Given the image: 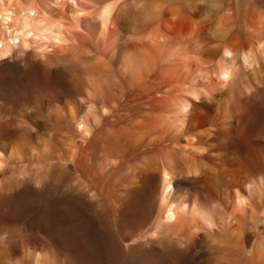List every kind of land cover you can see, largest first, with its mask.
<instances>
[{
	"label": "bare ground",
	"instance_id": "1",
	"mask_svg": "<svg viewBox=\"0 0 264 264\" xmlns=\"http://www.w3.org/2000/svg\"><path fill=\"white\" fill-rule=\"evenodd\" d=\"M67 1L0 0V55L35 44L86 112L67 102L60 127L67 111L37 96L40 121L0 126V197L20 201L4 224L34 230L21 197L57 185L71 211L89 199L132 226L126 264L200 250L264 264V0H84L91 21ZM46 227L0 246V264H69Z\"/></svg>",
	"mask_w": 264,
	"mask_h": 264
},
{
	"label": "rangeland",
	"instance_id": "2",
	"mask_svg": "<svg viewBox=\"0 0 264 264\" xmlns=\"http://www.w3.org/2000/svg\"><path fill=\"white\" fill-rule=\"evenodd\" d=\"M69 1H70V5L72 4L71 6H73V5H74V7L76 6V9H78L77 13L79 15L83 14V15H81L82 19H87L89 21L92 20V15H89V17H88V15H86L85 13L89 14L90 11H88V10L92 11L93 9L88 8V10H87V8H85V7H83L84 9L81 8V6H84L83 3L85 4L86 1H84V0H78V1L77 0H74V1L68 0L67 1L68 4H69ZM75 1H77V2H75ZM73 2H75L76 4ZM78 4L79 5L81 4V5L79 6ZM79 9H80V11H79ZM80 12H81V14H80ZM81 29L83 30L84 33H86L83 27H81ZM81 29H79V30L82 31ZM10 43L13 44L14 42L10 41ZM30 44L35 45L31 42L30 43L27 42V46H26V48L24 47L25 52H23V54L20 52L22 47H21V49L16 47L17 49H20V50H17L15 48L16 51H18V53L16 52V54H12V52H11V53H7V55L6 54L0 55V56H2L0 58V80L4 82V85H2V86L0 85V103H1L0 104V115H1L0 116V126H4L8 129H11V128L13 130L15 129V131H20L21 125L19 123L21 122L20 119L24 113H26V114L33 113L36 116V119L40 121L42 116L44 115V110L41 107H39V105L36 103L35 98L37 96H42L46 101L49 100V101H51L52 104H56V105L58 104V106H60V108L62 110L64 109L65 111H67V114H66L67 120H65V118H64L65 121L63 120L62 121L63 123H60V127L63 125L66 126L69 124V116L68 115L70 114V110L75 108L72 106H71L72 108L70 106H68L70 104H75V106L77 105L78 108L80 107L79 110H78V108H76L78 110V112L76 111V109H73V110H75L74 112H77L78 114L80 113L79 117H81V118L84 117L83 115L86 114V112L84 110V106L80 105L79 103H77L74 100L73 101L70 100L71 98L66 95L64 88L61 87L59 85V83H57V81H55L51 77L47 76L45 74V72L42 71V69L39 67V65L37 66L34 64V62L40 61L41 57L40 56L38 57L35 54L39 50L35 49L37 51H33L35 47L32 48L33 46L31 47ZM12 49L15 50L14 48H12ZM12 49H11V51H12ZM51 49L49 48V50H51ZM13 53H15V51H13ZM12 55H13V57H12ZM32 58H33V60H32ZM69 101L74 102V103H71V102L69 103ZM28 112H30V113H28ZM15 115H17V117ZM19 116H20V119H18ZM9 118H10V120H9ZM1 119H2V121L4 120V122H1ZM5 121H7V122H5ZM8 123H10V126L8 125ZM15 125H16V127H14ZM65 126H63V127H65ZM67 132H68V129L66 130V134H69ZM69 132H70V130H69ZM71 134H73V133H71ZM65 136H68V135H65ZM70 136H72V135L69 134L68 137H70ZM74 136H75V134L73 135V137ZM79 138H81V140H82V137L80 135H78L76 137V141ZM69 139L72 140V138H69ZM73 140L75 141V139H73ZM56 186H50V187H47L45 190H43L39 193H35V194L30 193L28 195H24L23 197H21V204L26 203V202L31 203L32 207H30V209L24 213H26L25 215L29 219H31V222L33 223V225L35 227L34 230H30V229L29 230L28 229L23 230V228H20L18 226L12 227V225L7 226L6 224H4L5 220L7 221L9 218L11 219V215L15 213V211L17 209L16 207H18L20 201L17 200L16 197H14V196H12L13 200L11 199V197H7V199L6 198L4 199V197H3V200H2V197H0L1 200L5 201L4 203H6L4 205L3 202L0 200V202L2 203V204L0 203V205H2V206H0V224H1L0 225V240L2 239L1 241L4 240V243L6 242L5 244L3 242H0V246H2V245L7 246V244L10 242H19L21 237H28L31 234L38 235L37 227H39V226L46 227V225H48V228L47 227L46 228H47L50 236L57 239V240L62 241L66 245V248L68 249V251L66 252V258H69L68 259L69 264H73L74 262H76L74 264H78L79 262H80L79 264H106V263L107 264H113V263L114 264H126V262L128 260V256H130V250H126L124 245L122 246V244L124 243L123 240L127 241L129 243V245L130 244L132 245L133 243L138 241L136 239L134 241L131 239V238H133V239L135 238V236H134L135 233H134L132 226L128 222H125L122 220L118 221L120 223L117 222L118 223L117 225L113 224V222L110 218L111 211H110L109 207L105 206L101 210L100 208H97L95 205H93L91 200H89V199H85L84 201H81L82 206H83L81 208L83 210H81L79 213L78 212L75 213V212L71 211L67 205L69 203V200L67 202H64L63 199L65 197H67V195H74L77 193H74V191L68 187L62 188L60 186H57V187ZM26 197H28V198L25 199ZM8 198H10V199H8ZM23 199H25V200H23ZM7 200H9V201H7ZM12 201H13V203H12ZM3 205H4V207H3ZM79 205H81V204H79ZM1 208H2V210H1ZM50 208H51V210H49ZM2 220H4V222ZM1 221H2V223H1ZM44 222H46V223L44 224ZM119 224H120V226L118 227V231H119V229H120V231L117 233L115 230V229H117V227L115 228V226H118ZM122 224L124 227L122 226ZM103 225L106 227V229H105V227L103 228ZM121 227H123V228H121ZM87 229H88V231H87ZM128 229H130V230H128ZM121 231L122 232L124 231L123 232L124 235L122 234ZM129 231H131L132 234H130ZM81 233L84 236L81 235ZM119 233H120V235H119ZM4 234H5V236H3ZM79 234H80V236H79ZM130 235H133V237H131ZM128 237H131V238H128ZM103 239H104V241H103ZM128 239H130V240H128ZM114 240H115V242H114ZM79 243L80 244L82 243L81 246ZM117 243L119 244L120 247L118 246ZM0 248H4V247H0ZM147 248H149V247H147ZM110 250L112 251L113 254H111ZM118 250H119V253L117 252ZM114 251L117 252L118 254L116 253V255H115ZM126 251H129V253ZM77 252H79V253H77ZM91 252H92V254H91ZM198 253L199 254H196V255L194 254L191 257L186 258V259H176L173 256H169V255H165V254L163 255V253H159L157 255L158 257L155 256L153 258H151V257L140 258V259H138L139 261L136 264H143V263H145V264H153V263L156 264V261H157V264H208V257L203 256L204 250H200V251H198ZM78 254L81 258L79 256H77ZM113 255H115V256L113 257ZM159 256H161V257H159ZM157 258H158V260H157ZM84 259H85V261H84ZM141 260H142V262H141ZM71 261H72V263H71Z\"/></svg>",
	"mask_w": 264,
	"mask_h": 264
}]
</instances>
